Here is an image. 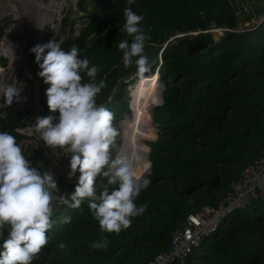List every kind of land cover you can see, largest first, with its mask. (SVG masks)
<instances>
[{
	"label": "trees",
	"instance_id": "trees-1",
	"mask_svg": "<svg viewBox=\"0 0 264 264\" xmlns=\"http://www.w3.org/2000/svg\"><path fill=\"white\" fill-rule=\"evenodd\" d=\"M75 5L79 24L76 27L67 15L61 17L60 46L67 52L77 45L80 58L98 67L96 81L103 79L107 86L98 94L97 105L120 118L124 111L122 115L130 112L126 87L136 75L134 66L125 69L118 49L119 42L132 39L123 30V10L129 5L127 0H76ZM131 7L144 16L141 24L150 35L146 46H156L151 55L160 60L151 64L150 71L157 69L162 85L161 102L151 108L157 134L144 142L149 147L150 184L136 200L146 211L133 217L129 228L104 232L87 200L80 209L58 204L61 195L74 191L76 183H70L58 195L50 243L32 264H144L167 248L171 232L187 213L201 204L215 205L264 144V16L250 28L235 30L230 0H136ZM185 27L196 32L163 42L168 33ZM213 27L222 28L215 38L209 31ZM198 42L204 44L196 52L189 51L187 46ZM27 65L33 73L41 70L32 52ZM82 76L89 81L86 74ZM48 87L41 77L37 117L59 115L47 106ZM31 109L2 106L0 131L14 135L25 157L43 173L32 158L46 160L39 146L42 140L16 130L25 124V113ZM106 182V177L96 178L97 193ZM66 215L71 216L70 223L61 222ZM6 236L7 227L0 242ZM105 237L106 249L91 248ZM61 242L64 249L58 247ZM192 263L264 264V201L251 200L224 215L183 262L171 264Z\"/></svg>",
	"mask_w": 264,
	"mask_h": 264
},
{
	"label": "clouds",
	"instance_id": "clouds-1",
	"mask_svg": "<svg viewBox=\"0 0 264 264\" xmlns=\"http://www.w3.org/2000/svg\"><path fill=\"white\" fill-rule=\"evenodd\" d=\"M135 2L127 0L129 6L123 10V30L132 37L131 42L122 40L118 49L122 51L125 69L134 66L137 76L144 79L151 70L145 52L150 35L141 24L144 16L131 7ZM0 42L14 60V45L6 40ZM61 43L62 40L50 39L29 50L35 54V62L41 69L38 76L49 84L47 106L50 112L59 114L58 117H37L32 131L46 146L59 148L65 155L71 154L69 177L79 172L74 191L67 197L61 195L58 204L80 209L87 200L100 229L119 233L131 226L133 217L146 211V206H137L136 200L150 184L146 175L150 165L144 163L143 170L138 171L141 158L136 151L126 149L113 158L111 149L121 135V128L114 124V113L104 105H97L96 99L107 86L106 82L96 81L98 67L90 66L88 58H80L77 45L73 44L66 52ZM82 74H86L88 82H84ZM22 89L23 86L0 80V96L6 106L27 99L21 97ZM98 176L107 178L99 193L96 190ZM58 192L53 173L38 171L23 154L16 137L0 131V236L7 227V236L0 242V264H32L50 243L48 232L55 223L53 216L57 208L54 193ZM70 221V215L61 220L62 223ZM107 246L105 237L93 242L91 248L100 250ZM58 247L64 249L66 245L61 242Z\"/></svg>",
	"mask_w": 264,
	"mask_h": 264
},
{
	"label": "rangeland",
	"instance_id": "rangeland-1",
	"mask_svg": "<svg viewBox=\"0 0 264 264\" xmlns=\"http://www.w3.org/2000/svg\"><path fill=\"white\" fill-rule=\"evenodd\" d=\"M45 2L47 3L44 5L43 10L45 14L51 18V23L45 29L42 35L31 37L30 36L31 31L28 30L29 26H32L30 25L32 24V21H31L32 14L31 13H33V11L36 10V6L43 4ZM75 2L76 0H53V1L52 0H44V1H40V0H26V1L25 0H8V1L0 0V8H1L0 16L4 14L3 16H6L5 19H8V17L10 18V15H11L10 19H12L11 23L13 25L10 31H7L6 33L4 32L5 34L0 33V35L2 34L4 36V37H0V40H6L7 42H10L11 44L14 43L13 44L14 51L16 55V58L13 60L12 55L6 51L4 44L2 46H4L3 49L5 51L2 48H0V80H2L5 83H15L18 87L23 86V89L20 95L21 97H26L27 99L22 100L21 102L14 101L12 104L15 107L19 108L20 110H24L25 108H32L29 114L32 115L33 117L35 116L34 109L37 110L38 106H40L37 98H38V91L40 89L39 87L41 84V77L38 76V73H33L32 70L28 68L27 63H28V60L31 54L29 50L36 44L46 43L50 39L60 42L61 28H59V22L63 15H67L70 17V19L71 18L74 19L75 22H77L76 24V27H77L80 19L76 17V12L78 11H77ZM230 2L232 4V7L235 13V22H236L235 27H234L235 30H243V29L250 28L254 26V24L257 23L258 20L261 19L262 16H264V0H230ZM7 6H10L11 9L8 10L9 8H7ZM12 9H15V10L13 11ZM19 9L20 10L25 9L26 15H24L23 17H24V23H25L26 29L20 28L18 24H17L18 26L16 25L15 27L14 23L20 24V21L18 18V15L20 14ZM29 10L31 11L27 12ZM17 18H18V21H16ZM3 24L5 26V20L3 19V22H2V18L0 17V26H3ZM66 30H67V27L65 28V32ZM209 31L211 32V36L215 38L216 35L220 33V28L209 29ZM194 32H196V29H190L189 27H185L181 29L178 28L168 33V35H166L165 40L163 42H166L167 40H172L174 37L181 35V34H186V33L193 34ZM203 44L204 43L202 42H198L197 45L193 44L192 46L188 45L187 47L191 52H196L198 46L199 45L201 46ZM155 47L156 46L154 45H148L145 47L146 54L148 55L151 64L159 63V60H160L157 56L151 55V52L154 50ZM35 66L36 65H31L32 68H35ZM152 71L145 74L146 78L148 79H143L141 84L142 86L146 87L148 86L147 85L148 83H146L147 80H151V83L153 84L154 87L152 88L150 85L149 86L151 87V89L155 90V89H158V86H162V85H161V82L158 80V72L157 71L152 72ZM22 74H23V77L21 79ZM154 75L157 76V80L154 79ZM137 78L138 76L135 78V80ZM135 80H133L132 82H134ZM137 81H138V84H140L139 80H136L135 84L137 83ZM134 86L135 85L133 83H130V84L128 83L126 87V93L130 94L131 92V94L129 95V107H131L130 100H131V95H133L132 90L133 91L135 90ZM44 95L46 96V93ZM158 97L153 100L145 99L144 97L140 98L143 100V102H146L147 104V111H148L147 114H149L148 117H149L151 129H152L151 132L145 133L146 135L144 134L140 138L142 145L144 144L143 142H145V140H150V139H153V137H155V126L153 125V123H151L152 122L151 121V108L153 105L156 104L152 102L160 99ZM132 99H133V96H132ZM3 105H4V100H3V97L0 96V109ZM124 112H127V111H124ZM123 113H121V115ZM131 113H133L132 109L130 110V113L129 112L127 113L130 119L133 117V114ZM121 115H120V118L118 116L116 118L117 120L116 119L114 120V124L120 126L121 128V135L117 138L116 144L111 149L113 153L115 152L114 149L116 150L119 143L122 142L123 140L124 128H122V126L119 124L120 122L119 120H123V118L126 117V113L122 116ZM54 122L56 121L54 120ZM151 124L154 127V131H153V127ZM149 135H152V136L149 137ZM44 153H45L44 155L46 157V160H42L41 158H39L41 159V168L43 172L50 171L53 173L54 179L57 183L58 190H59L57 195H59V193L65 190V187L67 185H69L70 183H77L75 181H77L78 178H74L76 174L72 177L68 176V173H69L68 171H70L69 161H70L71 154L69 153L65 155L63 151L62 153H57V152L53 153V151L51 150V147H48V146H45ZM139 155L142 156V153ZM145 158L147 159V155L145 156ZM228 190H226L224 195L227 193Z\"/></svg>",
	"mask_w": 264,
	"mask_h": 264
},
{
	"label": "built area",
	"instance_id": "built-area-1",
	"mask_svg": "<svg viewBox=\"0 0 264 264\" xmlns=\"http://www.w3.org/2000/svg\"><path fill=\"white\" fill-rule=\"evenodd\" d=\"M210 29H217V27ZM221 31L222 28H220V33ZM40 110L41 106H38L37 110L34 109V117L29 114L31 111L25 113V124L22 127H17L16 130L35 136L32 127ZM39 146L45 156V143L41 141ZM32 158L41 167V163L38 161L39 157L33 156ZM54 196L58 199L57 193H54ZM255 199L264 201V144L260 153L230 183L227 193L215 205L201 204L195 212L187 213L180 226L171 232L167 248L154 253L144 264H171L174 260L183 262L191 248L200 241L204 234L213 231L224 215Z\"/></svg>",
	"mask_w": 264,
	"mask_h": 264
},
{
	"label": "bare ground",
	"instance_id": "bare-ground-1",
	"mask_svg": "<svg viewBox=\"0 0 264 264\" xmlns=\"http://www.w3.org/2000/svg\"><path fill=\"white\" fill-rule=\"evenodd\" d=\"M46 3L47 2L36 6V10H34L33 13H31L32 14V16H31L32 17V19H31L32 24H30V25H32V26H29V28H28V30L31 31V33H30L31 37H36V36L42 35V33L45 31V29L51 23V18L48 17L43 10L44 5ZM5 8H6V6H5ZM7 8H9L8 10L11 9L10 6H7ZM12 10L14 11L15 9H12ZM31 10H33V9H31ZM31 10H29L27 12H30ZM19 12H20V14L19 13L18 14L20 16L18 14L17 15H18L20 24L14 23L15 27L18 24L20 28L26 29L25 23H24V17H23L24 15H26L25 9L20 10ZM3 15H1L0 17L2 18V22H3V19L5 20V26L3 24V26H4V27L2 26L3 32H1V33L5 34L7 31H10V29L12 28L13 25L11 23L12 19H10L11 15H10V18L8 17V19H5L6 16H3ZM18 18L16 19V21H18ZM0 37H4V36L1 34ZM41 40H43V39H41ZM3 44L4 43L0 42V48H2V49L4 47V46H2ZM135 78H134V80H135ZM144 79H148V78H146V76H144ZM154 79L157 80L156 75H154ZM136 80H139L140 84H138V81L135 84ZM136 80L134 82H132L135 85L134 86L135 90L133 91L131 89L133 95H131V100H130V106H131L130 110L132 109V111H133V113H131V114H133V117L130 119L128 114L126 113V117L123 118V120H119L120 121L119 124L122 126V128H124L123 140H122V142L119 143L116 150L114 149L115 152H114L113 158H115V156L118 155L121 150L126 149L128 151H136L137 155L141 158V164H140V167L138 168V171H142L143 170V164L144 163L148 164V161L145 158V156L147 155V151L145 152V151H143V149L148 150V147L147 146H146L147 148L145 147V145H147V144H145L144 142H143L145 144V145L143 144L144 146L141 144L140 138L145 133L151 132L152 129H151L150 121H149V117H148L149 114H147V112H148L147 111V104H146V102H143V100L140 98L144 97L145 99H149V100H151V99L153 100V99L157 98L158 96H159L158 98H160L161 86H158V89L153 90V89H151V87L152 88L154 87L153 84L151 83V80H147L146 83H148L147 84L148 86H146V87L142 86V84H141L143 79H139V77H138ZM130 94H131V92H130ZM132 96H133V99H132ZM139 100H141V101H139ZM153 131H154V127H153ZM141 153H142V156L139 155ZM78 176H79V172L77 171L76 176H74V178H78Z\"/></svg>",
	"mask_w": 264,
	"mask_h": 264
},
{
	"label": "water",
	"instance_id": "water-1",
	"mask_svg": "<svg viewBox=\"0 0 264 264\" xmlns=\"http://www.w3.org/2000/svg\"><path fill=\"white\" fill-rule=\"evenodd\" d=\"M263 18V16L261 17V19ZM261 19H259L258 20V22L261 20ZM1 32H3V29H2V26H0V33ZM198 43H196L195 45H197ZM192 46V45H191ZM200 46V45H199ZM190 51V50H189ZM135 76H137V74L135 75ZM162 87V86H161ZM161 102V92H160V100H159V102H157L156 104H158V103H160ZM41 112V110L39 111V113ZM38 113V114H39ZM37 114V115H38ZM119 120V119H118ZM156 134H157V128H155V136H156ZM34 135H35V137L36 138H38L39 139V136H38V134H36V133H34ZM154 138V137H153ZM149 148V147H148ZM147 160H148V153H147ZM148 165H149V160H148Z\"/></svg>",
	"mask_w": 264,
	"mask_h": 264
}]
</instances>
